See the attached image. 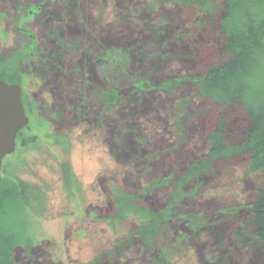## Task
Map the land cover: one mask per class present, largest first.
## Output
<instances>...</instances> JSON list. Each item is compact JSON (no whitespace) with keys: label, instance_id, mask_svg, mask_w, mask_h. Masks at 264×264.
I'll use <instances>...</instances> for the list:
<instances>
[{"label":"rangeland","instance_id":"obj_1","mask_svg":"<svg viewBox=\"0 0 264 264\" xmlns=\"http://www.w3.org/2000/svg\"><path fill=\"white\" fill-rule=\"evenodd\" d=\"M65 1L69 0L48 3L45 0H0V56L7 59L0 65V76L22 88L30 117L23 138L39 139L38 150L37 146L25 151L20 147L15 154L6 157L2 165L0 201L6 193L13 197L0 205V250L3 252L6 244L11 245L10 264H116L117 258L114 259L112 253L118 250L122 253L121 263L129 260L148 264L146 258H141L143 251L134 245L124 246V250L119 245L127 239L139 240L136 234L145 237L143 232L152 226H143L141 214H132V218L117 225L116 233L108 222L118 210L115 201H122L121 197L127 193L130 197L125 198L119 210L121 215L112 222L120 223L129 206L139 210L138 204L147 207L161 241L166 232L175 233L170 245L161 247L164 251L172 248L168 264H264L263 246L252 244L243 248L239 245L235 231L241 224L218 228L220 216L234 209L243 210L250 203L257 179L246 174L245 156L224 162L206 156L203 139L210 130L211 118L219 109L211 101L198 98L192 80L199 75L198 68L204 72L221 60L211 43V35L220 38L214 25L200 29L192 8L182 5V0H78L79 27L73 29L69 19L67 36L60 38L73 47L82 46L91 57L83 67L80 63L85 62L84 59L79 60L78 76L77 69L73 70L76 74H68L69 66L76 64L61 62L65 76L60 79L74 82L82 77L80 82L91 91L86 94V99L91 100L88 103L91 114L82 116L78 110L69 108L67 101H60V97L57 101L56 97L63 93L57 89L55 78L49 80L37 73L36 63L45 57L44 47L50 42L48 35L55 25H61L54 13L49 12L45 20L42 15L48 9L64 5ZM219 18L217 14V22ZM144 24L150 25L152 30L167 24L171 34L179 26L187 31L189 38L201 42L206 56L200 59L197 52L194 60H183L186 52L190 53L193 48L189 40L185 47L174 52L172 46L168 53L162 41L170 34L159 36L161 40L150 45L147 38L152 40L155 32L142 33ZM129 32L137 36L132 42L126 40ZM114 38L116 41H111ZM134 44L138 48L135 49ZM120 49H129V71L139 64L138 69L144 75L135 78L146 79L150 83L146 89L152 92L149 97L140 98L144 105L134 111L131 119L129 115L133 110L129 114L118 113L119 108L107 112L101 105L114 104L118 96L108 93L115 89L104 77L100 62ZM143 52H146L144 58ZM60 54L63 57L64 51ZM118 80L116 77L115 83ZM68 85L64 86L68 89L64 95L71 91ZM260 85L259 95L264 96V71ZM94 88L103 91L98 99L93 96ZM163 89L168 91L164 93ZM181 102L191 105L190 110H200L205 125L189 131L185 135L186 144L178 148L180 135L174 127L173 116ZM73 105L79 106L78 103ZM145 108L150 110L143 114ZM58 110L68 115L67 125L56 121ZM230 116L239 128L247 126L241 108H231ZM49 132L67 136L68 155L64 157L56 148L48 150L46 135ZM228 136V145L237 147L235 135ZM133 151H140L137 157L140 162L133 159ZM59 162L69 164L81 183L85 204L79 210L72 209L61 190ZM204 162L205 165H198ZM17 181L45 190L49 188L45 216H36L23 204ZM198 230H201V234L197 233L199 238H192V232ZM145 240L150 239L145 237Z\"/></svg>","mask_w":264,"mask_h":264},{"label":"trees","instance_id":"obj_2","mask_svg":"<svg viewBox=\"0 0 264 264\" xmlns=\"http://www.w3.org/2000/svg\"><path fill=\"white\" fill-rule=\"evenodd\" d=\"M50 1L53 0H45V3ZM78 2V0L65 1V4L62 6H55L48 9V11H44L42 19L45 20L47 15L49 16V12H52V15L53 13L56 15V19L57 21H60L59 24L61 25H59L60 27L55 25V27L52 28L51 34L48 35L50 42L44 47L48 54L47 52L45 53L44 50L45 57L40 58L39 64L37 62L36 66L38 68V75L49 80L55 78V84L58 85L57 89H61V92L63 93V95L56 97L57 101L60 97V101H67V103H65L69 108H72V110L73 108L74 110H78L82 116H88L91 114V110H89L90 107L88 108V103H90L91 100L89 101V99H86V94L91 91L86 89L83 86L84 84L80 82L82 77L81 80H76L77 82L67 80H64L63 82L65 67L64 64L61 63L71 61L76 64L69 66L68 74L74 75L77 73L76 75L78 76L81 70L80 68L79 70L77 69L79 60L82 61L84 59L85 62L82 61L83 63H80V66L83 67L89 62L88 58L91 57L87 50L82 49V46L76 45L73 47L70 43L62 41L60 38L61 36H67L66 27L69 19L72 21L71 26L73 29L79 27L81 21L78 20V10H80V5L77 4ZM158 2L161 3L162 1ZM181 4L188 8H192L190 10L195 14L197 19L196 22L200 26V29L207 26L213 27L214 25L217 34L220 37L218 40L214 35H211V43L214 49H216V52H218L221 60L217 64L209 66L204 72H201L202 70L198 68L199 75L192 80L198 98L200 100L207 99L211 101L219 109L217 110L218 114L214 118H211L213 120L209 123V126L206 125L210 129L206 134L204 133L205 136L203 139V142L206 145V156L209 158L214 157L217 161L223 162L229 161L234 157L245 156L246 174L257 179V185L251 194L250 203L244 207V211L242 209H234V211L229 212V214L220 216L218 228L221 230L229 224H241L235 231V237L239 241V245L243 248H249L252 244L264 247V96L259 95L260 91H262L260 80L262 79L264 71V0H182ZM254 9L259 13L255 14ZM217 14H219L220 17L218 22L216 19ZM229 24H231V26H229ZM142 28L141 31L144 34L149 33V30L152 33L155 32L152 40L150 39L151 37L147 38L150 40L148 43L151 42L150 45L157 43V39L161 40L159 36L170 34L171 38L169 37L162 41V44L165 46L164 49L167 50L168 53L172 46L174 52L178 51L179 48L185 47L189 40L191 42L189 45H192L193 48H190V53L186 52L187 55L184 56L183 60H194L197 52H199L200 59L206 56V49L201 46V42L189 38L187 31H184L179 26L172 34V30L168 28L167 24L162 26L159 25V28L153 30L149 29L150 25L147 26L146 24H144ZM68 29L70 30V27ZM130 32L132 33V31ZM130 32L126 39L128 42H132V38H137V36L131 35ZM138 39H141V35ZM113 40L116 41L115 38L111 39V41ZM51 45L54 47L53 49L50 47ZM134 47L136 49L138 48V45L134 44ZM129 49H120L116 51L115 55L109 53L108 60L98 62H100L104 77L109 80V84L111 86L113 85V89H115L112 91L110 90L108 93L116 94L118 96L114 104H112V102H105L104 104L101 103V105L104 106V109L107 112L119 108L117 109L118 113L127 112V114H129L131 110H133V112L130 113L131 115H129L130 118V116H134L135 110L141 109L139 107L144 105V103L142 104L141 99L143 97H149L152 92L151 90L148 91L149 89H146V86L150 84L146 79H138L140 76L144 75L141 73V69H138L139 64H134L135 66H132L133 68L131 67L130 69L132 73H137L136 76L134 75L133 77V74L129 71V56H131L130 54L128 55ZM62 51H64L63 57L60 54ZM216 52L215 56L217 55ZM70 53L74 54L71 55ZM145 53H142L143 58ZM6 61L7 59L5 57L0 56V65L6 63ZM74 69H77L78 72H73ZM60 77L63 79L61 80ZM116 77L119 78L118 83H115L114 81V79L116 80ZM135 77L138 78L136 79ZM0 79L5 81L1 76ZM5 82L9 83L7 80ZM12 84L14 83H11V85ZM66 84H70V86H68L71 91L69 90L70 93L67 92V95H64L66 89L64 86H66ZM67 90L68 89H66V91ZM54 91L56 90L54 89ZM93 91H95V94L93 93L95 99H98V97L100 98V92L103 93V91L98 88H94ZM167 91V89L162 90L164 93ZM124 93L127 94L124 95ZM70 100H72V106L70 105ZM75 103H78L79 106L73 105ZM185 103H180L177 113L175 112V115L173 116V121L175 123L174 127L180 135L178 148L186 144L185 135L188 134L189 131L195 128L198 129L201 125H205V118H201L203 113L198 109L190 110L191 105ZM25 104L26 102L24 101V105ZM160 106L162 107V105ZM233 107L241 108L244 111V119H246L247 122L245 128H239L236 125L237 123L231 121L230 110ZM79 108H81V110ZM149 110V108H145L142 113L146 114ZM58 111L56 121L61 122L63 125H67L69 120L68 115L62 110ZM128 124L129 123H127V125ZM229 134H234L237 138V143H239L237 147L232 148L228 145ZM46 138L49 141V145H47L48 150L56 148L62 155H64V157L69 154L70 142L66 135H55L49 132L46 135ZM38 140V137L26 140L21 149L25 151L30 148L35 149L37 146L36 150H38ZM139 152L140 151H133L135 156H133V159L138 162L141 161V159L137 158L139 157ZM123 156L126 157L125 154ZM205 162L198 165H205ZM14 171L15 167L13 172ZM205 173L206 172L200 175V179ZM58 174L61 190L66 197L67 203L72 209H81L85 204L83 188L71 166L65 162H59ZM2 182L0 189L2 187ZM165 182H168V180ZM17 187H19L18 195L23 204L33 211L36 216H45L49 188L45 187V190L37 185L24 183L22 181H17ZM126 195L121 197L122 201L114 200L116 208L118 209L114 218L121 215V212L119 214V210L123 207V204H125V198L128 199L130 197L129 193ZM3 197L2 202L5 203L6 200L9 199L10 202L13 195L6 193ZM171 198L172 196L169 199L170 203L173 202V198ZM2 202L0 201V205H2ZM138 207L141 209L139 210L136 207L131 209L129 206V211H127L126 215L123 216L122 214V217L124 218L120 223L119 221L112 222V219H114L112 218L108 221L109 225L112 231L116 233L117 225L132 218V214L138 216L141 214L140 216L142 223L144 224L143 226H152L149 228L150 231L148 228H146L145 231L142 230L144 231L143 233L145 234L146 239L150 240H145V237L136 234V236L138 235L139 240L135 241L133 239H127L124 243H119L121 249L124 250L125 247L127 248L128 246L130 247L131 245H134L140 251H143L141 258H146L148 264H168L172 256V253L170 252L172 248H169V251H164L161 247L164 246L166 248L170 245L174 232L172 230L166 232L162 235V238L164 239L161 241V237L159 238V233H157L158 230H154L153 219H150L151 212H149L145 206L140 207L138 204ZM124 208L126 207L124 206ZM165 208L166 207H164V209ZM144 216L145 218H143ZM183 223H185L186 226L188 225L186 221H183ZM243 225L247 226L245 228H248V232L243 228ZM200 231L201 230L192 232V238L198 239L199 235L197 233L201 234ZM249 232H251V235L248 234ZM10 246L11 245L6 244L5 250L2 249L3 252L0 250V264H10ZM119 248L120 247L117 245L116 249L118 250ZM112 256L114 259L117 258L116 262L118 263L116 264H135L133 261L129 260L121 263L119 261V258L122 256L120 250L112 253ZM226 256L229 257V255ZM28 264L32 263L29 262Z\"/></svg>","mask_w":264,"mask_h":264},{"label":"water","instance_id":"obj_3","mask_svg":"<svg viewBox=\"0 0 264 264\" xmlns=\"http://www.w3.org/2000/svg\"><path fill=\"white\" fill-rule=\"evenodd\" d=\"M22 93L20 86L0 80V185L3 161L14 154L16 137L29 123Z\"/></svg>","mask_w":264,"mask_h":264},{"label":"flooded vegetation","instance_id":"obj_4","mask_svg":"<svg viewBox=\"0 0 264 264\" xmlns=\"http://www.w3.org/2000/svg\"><path fill=\"white\" fill-rule=\"evenodd\" d=\"M1 80V79H0ZM3 81V80H2ZM5 82V81H4ZM8 84H10L11 85V83H8ZM13 85V84H12ZM22 89V88H21ZM24 94L22 93V103L24 104ZM24 107H25V112H26V115H27V109H28V107H27V105L25 104L24 105ZM27 117H28V115H27ZM28 119H29V123H30V117H28ZM27 129V127L25 128V129H23L22 131H20V133L17 135V137H16V149H15V152H14V154L17 152V150H18V148H20V147H22L24 144V142L27 140V136L26 137H24L23 138V136H24V131ZM2 169H3V167H2ZM1 178H2V171H1ZM2 180H3V178H2ZM2 182V181H1Z\"/></svg>","mask_w":264,"mask_h":264}]
</instances>
